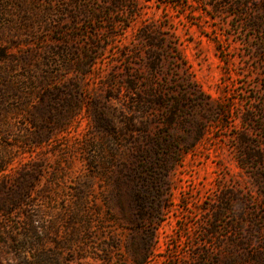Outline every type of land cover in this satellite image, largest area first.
Wrapping results in <instances>:
<instances>
[{"label":"rangeland","instance_id":"obj_1","mask_svg":"<svg viewBox=\"0 0 264 264\" xmlns=\"http://www.w3.org/2000/svg\"><path fill=\"white\" fill-rule=\"evenodd\" d=\"M0 76V264H264V0H0Z\"/></svg>","mask_w":264,"mask_h":264},{"label":"trees","instance_id":"obj_2","mask_svg":"<svg viewBox=\"0 0 264 264\" xmlns=\"http://www.w3.org/2000/svg\"><path fill=\"white\" fill-rule=\"evenodd\" d=\"M69 42L67 44H69ZM1 59L5 60V58H1ZM6 79H8L7 76H0V81L4 82V84L0 83V108H3L8 103L6 101L7 93L10 92L11 89H13L14 91H16L18 89L14 85L11 86L12 83L10 81L6 80ZM42 81L39 82V86L37 87L38 91L52 89L54 87L53 83H52L53 80H50V82H46V83L42 82ZM42 94L43 93H41L40 96H42ZM35 95L36 94L31 95L29 97V99L32 98ZM40 101H37V102L39 103ZM6 112H8V111H6ZM34 124L36 125L35 127H37L38 129L40 128L39 124H36V123H34ZM5 163L6 162H3L1 164L3 166H5ZM1 172H3V168L0 169V174H1ZM140 194H141V196L138 198L139 200H137V204H136L137 211L140 214L148 213V212L151 213L153 211L152 204H149V199H150L149 195L151 193L149 194V192L147 190H141Z\"/></svg>","mask_w":264,"mask_h":264}]
</instances>
